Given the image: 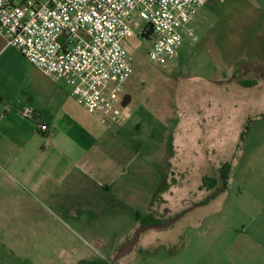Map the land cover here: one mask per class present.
Wrapping results in <instances>:
<instances>
[{"label":"rangeland","instance_id":"rangeland-1","mask_svg":"<svg viewBox=\"0 0 264 264\" xmlns=\"http://www.w3.org/2000/svg\"><path fill=\"white\" fill-rule=\"evenodd\" d=\"M203 7L188 25L192 36L186 34L177 55L162 64L149 60L154 37L140 35L147 24L137 17L139 28L133 27L124 42L133 72L115 96V119L111 114L94 115L109 128L100 126L98 145L103 153L98 154L115 159V164L110 161L115 172L111 184L129 188L121 200L116 186L106 204L100 201L97 210L81 215L85 219L79 222L47 198L42 188L30 187L22 179L7 184L0 176V264H97L111 259L109 249L135 213L150 218L161 209L175 133L185 116L193 111L202 115L195 105L202 100L209 101L213 119L227 118L229 133L226 139L213 135L211 142L202 144L209 155L203 152L195 171L185 174L190 188L196 189L201 183H217L228 164L224 203L214 206L216 212L213 207L199 212L228 214L236 225L244 211L264 215V81L252 91L234 84L238 69L248 64L264 77V0H208ZM23 66L18 100L53 113L66 104L84 112L71 96L68 80H54L29 63ZM200 77H220L222 88L201 96L190 93ZM217 101L221 108L215 106ZM187 144L184 141L181 148L187 149ZM206 195L205 191L200 197Z\"/></svg>","mask_w":264,"mask_h":264},{"label":"crops","instance_id":"crops-1","mask_svg":"<svg viewBox=\"0 0 264 264\" xmlns=\"http://www.w3.org/2000/svg\"><path fill=\"white\" fill-rule=\"evenodd\" d=\"M207 3L208 0L205 5ZM28 63L18 49L6 47L5 41L0 42V173H3L0 176L7 184L19 183L22 179L30 187L42 188L47 198L81 222L85 219L81 215L95 212L100 201L106 204V199L117 187L119 201L129 188L124 183L112 186L110 176L115 172L110 161L115 164V159L99 156L103 153L98 145L100 126L109 128L94 116L98 114L89 113L80 105L84 113L79 106L69 104L53 113L44 106L17 99L23 92V87H19L25 78L23 65ZM238 70L240 78L237 76L234 84L243 90L252 91L264 81L254 64ZM196 81L190 93L200 96L210 91L217 93L222 88L220 77L216 80L200 77ZM195 105L196 109L203 110L202 115L193 111L185 116V123L174 136L175 153L168 171L171 176L166 190L161 193V209L154 216L150 214V218L136 212L134 221L110 247L111 259L97 264H112L118 250L143 224L163 223L185 210L184 216L171 227L142 233L133 249L114 264H264V215L244 211L239 215L241 222L236 225L228 214L215 217L211 212H199L206 207H213L212 211L216 212L214 206L225 201L222 196L225 190L203 204V200L219 187V181L201 183L193 189L185 174L195 171V163H199L197 157L207 152L201 149L202 144L211 142L213 135L226 139L229 131L227 118H212L209 101L202 100ZM27 106L36 112L33 121L21 116L22 109ZM215 106L221 108L223 104L217 101ZM39 125H46L47 130L41 131ZM184 141L188 142L187 149L181 148ZM196 190L201 195L206 191L208 195L196 196ZM111 201L115 206V199Z\"/></svg>","mask_w":264,"mask_h":264},{"label":"built area","instance_id":"built-area-1","mask_svg":"<svg viewBox=\"0 0 264 264\" xmlns=\"http://www.w3.org/2000/svg\"><path fill=\"white\" fill-rule=\"evenodd\" d=\"M206 0H0V37L34 67L68 80L75 101L93 114H111L115 96L130 78L132 58L124 45L139 28L151 40L148 58L172 59L192 36L188 25ZM33 121L36 112L24 107ZM115 119V116H112ZM41 131L46 125H39Z\"/></svg>","mask_w":264,"mask_h":264},{"label":"water","instance_id":"water-1","mask_svg":"<svg viewBox=\"0 0 264 264\" xmlns=\"http://www.w3.org/2000/svg\"><path fill=\"white\" fill-rule=\"evenodd\" d=\"M185 212L179 214L178 216H175L174 218L170 219L167 222L164 223H160V224H149V225H144L139 227L133 234L132 238L125 243L116 253L112 264H114L115 262L119 261L121 258H123L124 256H126L132 249L133 247L137 244L139 237L142 233L148 231V230H153V229H165V228H169L172 225H174L176 222H178L183 216H184Z\"/></svg>","mask_w":264,"mask_h":264},{"label":"trees","instance_id":"trees-1","mask_svg":"<svg viewBox=\"0 0 264 264\" xmlns=\"http://www.w3.org/2000/svg\"><path fill=\"white\" fill-rule=\"evenodd\" d=\"M143 38H146L148 35L147 34H143L142 33V35H141ZM228 168V164H224L223 165V167H222V170H223V172H222V177H221V179L219 180V184L221 185V186H219L218 188H216L215 190H214V192L209 196V197H207L206 199H204L203 200V204H205V203H207V202H209L212 198H214L215 196H217L219 193H220V191L222 190V189H225V186H226V180H227V171H226V169ZM215 183V182H214ZM206 184V183H205ZM187 210H185V211H183V212H186ZM183 212H181V213H183ZM180 213V214H181ZM178 216V215H177ZM169 221V220H168ZM167 222V221H166ZM164 223V222H163ZM158 224H160V223H158ZM144 225H149V224H143L142 226H144ZM105 264H108V263H105Z\"/></svg>","mask_w":264,"mask_h":264}]
</instances>
